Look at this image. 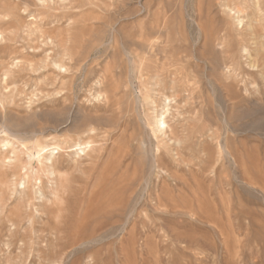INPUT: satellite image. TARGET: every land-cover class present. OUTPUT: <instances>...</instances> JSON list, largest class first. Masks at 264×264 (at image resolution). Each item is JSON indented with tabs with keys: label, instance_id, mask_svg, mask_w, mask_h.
I'll return each mask as SVG.
<instances>
[{
	"label": "rangeland",
	"instance_id": "obj_1",
	"mask_svg": "<svg viewBox=\"0 0 264 264\" xmlns=\"http://www.w3.org/2000/svg\"><path fill=\"white\" fill-rule=\"evenodd\" d=\"M0 264H264V0H0Z\"/></svg>",
	"mask_w": 264,
	"mask_h": 264
},
{
	"label": "bare ground",
	"instance_id": "obj_2",
	"mask_svg": "<svg viewBox=\"0 0 264 264\" xmlns=\"http://www.w3.org/2000/svg\"><path fill=\"white\" fill-rule=\"evenodd\" d=\"M201 4V3H200ZM50 5V4H49ZM62 5V4H61ZM201 6V5H200ZM199 6V7H200ZM44 7V6H43ZM53 10H54V8H52ZM200 9V8H199ZM241 19V18H240ZM164 22V26H166V20H164L163 21ZM239 22H240V20H239ZM34 24H35V22H33ZM158 24H159V26L162 24L160 21H158ZM29 25V24H28ZM36 26H38V25H36ZM205 27L206 26H204V27H202L201 25H200V28H201V32H202V34L205 36V43L206 42H208V38H209V36L207 35V31H206V29H205ZM30 29H34V27L32 26V28H29L28 30L30 31ZM42 29V28H41ZM38 30V29H37ZM36 30V31H37ZM28 31V32H29ZM146 30H142L141 32H142V36H146V35H148L147 34V32H145ZM11 32V31H10ZM34 32H35V30H34ZM39 32V31H38ZM40 32H41V30H40ZM29 35H31V34H29ZM210 36H211V34H210ZM239 37V36H238ZM240 37H241V35H240ZM158 45V43H156V46ZM221 47V46H220ZM188 52V51H187ZM225 52H227V51H225ZM175 52L173 51L172 53H171V55H169L168 57H167V61H166V63L165 64H172V65H175L176 63H177V61L179 60V57H175ZM157 59V58H156ZM196 59V58H195ZM59 61H56V63H58ZM162 62V61H161ZM61 64V63H60ZM31 66V65H30ZM33 66V65H32ZM229 66V65H228ZM231 66V65H230ZM61 68H64V67H62V64H61V66H60ZM110 67H108V71H107V73L109 72V69ZM232 68V67H231ZM227 70V69H226ZM229 71V70H228ZM110 72H112L111 70H110ZM108 73L109 75L111 74V73ZM104 74H106V73H104ZM179 74V79L176 77L177 75ZM223 74H225V73H223ZM230 74H232L231 73V70L226 74V76L228 77H230ZM109 75H104V76H106L105 78H108L109 77ZM171 76H173L172 78H171V83H172V85H171V88H172V90H177V89H184V90H190L191 91V99L192 100H194L195 98H200V95H199V93H200V91H201V89H200V87H198L197 85L196 86H192L193 85V81H191V79H190V77H189V75H188V72H187V68H186V66L184 67V66H182V67H177V68H174L173 70H169V73H168V77H171ZM110 77L112 78L113 77V75L111 76L110 75ZM164 77H165V75H163L162 76V78H163V80H164ZM160 78H161V76H160ZM161 78V79H162ZM193 79H196V78H193ZM179 81H181V82H179ZM214 84V83H213ZM223 86H227V87H230L231 85H230V83H227V85L226 84H224ZM103 87H105L106 88V86H103ZM110 87H112V86H110ZM113 88V87H112ZM213 92V91H212ZM238 92V91H237ZM186 93H187V91H186ZM238 94H239V92H238ZM167 97V96H166ZM228 97H229V99L230 100H233V102H232V105L226 110V116H227V118L229 119V120H231L233 117H235V118H238L237 117V114H236V112L234 113L233 111H230V110H233L235 107H238V105H239V103H241L242 102V99H240V100H236L234 97L235 96H232V95H228ZM148 99H150V98H148ZM167 99H169V97H167ZM247 101V100H246ZM245 101V102H246ZM152 102H154V101H152ZM164 102H166V101H164ZM155 103V102H154ZM244 103V102H243ZM212 104V103H211ZM212 106V105H211ZM242 106V105H241ZM167 107V106H166ZM165 107V108H166ZM164 108V107H163ZM237 109V108H236ZM207 110V114L209 115V116H211V115H213L212 116V119L213 118H215L216 117V114H215V111H214V114L213 113H211L210 111H208V109H206ZM168 111V110H167ZM166 112V111H165ZM165 112H163L162 113V111H161V114H160V116L159 115H157L156 116V119H155V122H154V126H152L151 124H148V125H150L149 126V128H151V132L153 133V135L156 137L155 139H158L159 137H161V139L163 138V136L165 137H171V135H174L175 134V131H174V129L172 128L171 130H170V125L169 124H167V121H166V116H164L163 114L165 113ZM178 116H179V114H178ZM192 129V128H191ZM209 131L211 132V133H216V129L215 128H213V127H210L209 128ZM152 135V136H153ZM205 136V135H204ZM176 137V136H175ZM174 137V138H175ZM170 139V138H169ZM72 141V140H71ZM177 145V144H176ZM73 146H74V144H73ZM169 148H170V146H169ZM180 148H182V147H180ZM157 149H159V147L157 148ZM156 149V150H157ZM83 150V149H82ZM168 150H170V149H168ZM44 151V148H42V149H40V152L42 153ZM54 152V151H53ZM53 152H51L52 154H53ZM153 152H155V151H153ZM159 152V151H158ZM180 153V152H179ZM157 154V153H156ZM51 155V154H50ZM179 155V154H178ZM52 156V155H51ZM155 156V155H154ZM156 158V162L157 163H159L160 162V156H159V154H158V156H156L155 157ZM7 159V158H6ZM9 159V158H8ZM49 159V158H48ZM51 160V159H50ZM155 161V160H154ZM46 167V166H45ZM104 173V172H103ZM52 177H54V176H52ZM104 177H105V175H104ZM103 177V178H104ZM51 178V177H50ZM102 178V177H101ZM108 180V179H107ZM39 182V181H38ZM21 186V185H20ZM23 187V186H22ZM103 190V189H102ZM40 193V192H39ZM40 195V194H39ZM51 195V194H50ZM53 197V196H52ZM25 198V197H24Z\"/></svg>",
	"mask_w": 264,
	"mask_h": 264
}]
</instances>
